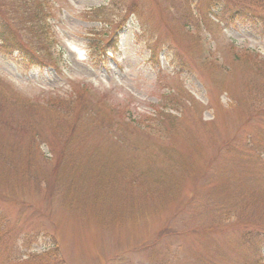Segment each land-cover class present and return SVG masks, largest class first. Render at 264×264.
<instances>
[{
    "label": "rangeland",
    "instance_id": "obj_1",
    "mask_svg": "<svg viewBox=\"0 0 264 264\" xmlns=\"http://www.w3.org/2000/svg\"><path fill=\"white\" fill-rule=\"evenodd\" d=\"M17 1L40 62L0 43V264H264V0H48L47 31Z\"/></svg>",
    "mask_w": 264,
    "mask_h": 264
},
{
    "label": "trees",
    "instance_id": "obj_2",
    "mask_svg": "<svg viewBox=\"0 0 264 264\" xmlns=\"http://www.w3.org/2000/svg\"><path fill=\"white\" fill-rule=\"evenodd\" d=\"M16 2V0H15ZM17 3L19 4V8L15 9L17 12L19 11L22 15H29L31 14L32 17V22L31 25L32 26H38L39 25V31L41 30H46L48 28V20H47V16L46 14L50 11L51 8V4L49 6L50 1L48 0H18ZM211 5V3H210ZM235 11V12H234ZM232 11V8L230 6H226L224 7V9L222 10L221 13L217 14V16L219 18H223V17H227V18H235V17H240V18H245V14L247 11H245V8H242L241 10L239 8H237L236 10ZM245 12V13H244ZM236 13V14H234ZM0 42L2 43V47L3 49H5L8 53L10 52H17L19 53L18 55V59L20 62H22L23 64L26 65H31V64H36V62H40V59L37 55V53H35L32 49H30L28 47V40L23 38L21 35V32L17 31V29L11 25H5L2 24L0 26ZM53 41V40H52ZM37 46H41L44 45L43 40L38 39L37 41ZM54 42V41H53ZM113 42V40L110 41V43ZM105 46L102 45L99 49V53L102 52L101 48ZM16 48V49H15ZM101 55V54H100ZM54 61H56L55 59H52ZM51 60V61H52ZM52 63V62H50ZM86 93V92H85ZM161 115H164V111L161 110L160 112ZM79 116V115H78ZM135 116V115H134ZM139 117V116H138ZM79 117L76 118L75 120V124L77 122V119ZM151 119L154 120V118L151 116ZM73 123V129L69 131L71 138H69V140L73 139L74 137H76L77 135V126ZM160 126V124H154V129H158ZM160 130V129H159ZM172 129H170L171 131ZM161 131V130H160ZM170 131L166 130H162L160 136H161V140L163 141H167L169 139L168 134L170 133ZM155 135L154 130H152L151 132H143V133H138V137H146L149 138L148 136H152ZM170 135V134H169ZM168 146H163V148L159 149V150H155L152 149L150 151H146L144 154L147 157V159L149 158V156H152L153 151L156 152V154H158V159L160 161V159H164V158H175L176 161V157L179 156L178 153L176 152H170L169 149L167 148ZM131 168L138 170V173L140 175L146 174V171H141V168L144 166L141 164L140 161V154L139 151L136 147H133L131 150ZM146 166H144L145 168ZM168 169V168H167ZM166 169V170H167ZM172 170V167H170V171ZM154 174V171L153 173ZM104 175L106 177V180L108 182H110L111 179L115 178L116 175V170L114 169H108L106 170V168H100V170L98 172H93L91 169H89V171L85 174V176H87V178L89 179V177H94V176H102ZM259 217H257L255 219V222L253 223L254 226L252 228H248L245 224H243V230L247 231V234H243L246 238H247V243H251L253 242V240L258 239L257 245L258 247L261 249H264V213L262 212V214L258 215ZM250 216H246L245 218H243L244 222H247L249 220ZM248 223V222H247Z\"/></svg>",
    "mask_w": 264,
    "mask_h": 264
}]
</instances>
